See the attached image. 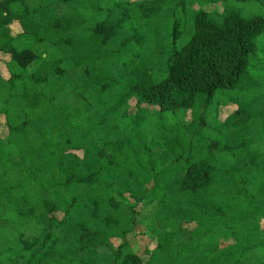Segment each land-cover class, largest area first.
<instances>
[{
    "label": "trees",
    "instance_id": "1",
    "mask_svg": "<svg viewBox=\"0 0 264 264\" xmlns=\"http://www.w3.org/2000/svg\"><path fill=\"white\" fill-rule=\"evenodd\" d=\"M0 54V264H264V0H0Z\"/></svg>",
    "mask_w": 264,
    "mask_h": 264
},
{
    "label": "rangeland",
    "instance_id": "2",
    "mask_svg": "<svg viewBox=\"0 0 264 264\" xmlns=\"http://www.w3.org/2000/svg\"><path fill=\"white\" fill-rule=\"evenodd\" d=\"M132 1H136V0H132ZM196 8L197 7H195V9ZM206 9L207 10H214L213 7H211V8L207 7ZM11 28H12V33L14 36H18V35L22 34V32H23L19 23H14ZM44 49L45 48H40L37 51L39 54H42L44 52ZM1 55L2 54H0V75L3 78L8 79L10 77V72H9V68H8V65H9L8 63L10 62V56H8V55L7 56L6 55L1 56ZM233 108H234L233 106H230L227 108L228 110L225 109V112H223V113H226V117L229 116V113L231 114L234 111ZM150 109H152V108H150ZM188 119L190 120L189 116H188ZM186 121H188L187 116H186ZM7 133H8V130H7V126H6L5 117L1 116L0 117V135L2 137H6ZM57 217L61 219L62 214L58 213ZM148 225H149V229L151 231L155 230L151 224H148ZM155 246H156V244L154 242L150 241L148 236H142L138 239L136 238L135 242H134L135 251L136 252L138 251L139 253H143L145 251V248L154 249Z\"/></svg>",
    "mask_w": 264,
    "mask_h": 264
}]
</instances>
